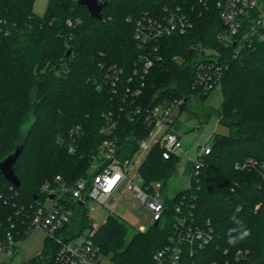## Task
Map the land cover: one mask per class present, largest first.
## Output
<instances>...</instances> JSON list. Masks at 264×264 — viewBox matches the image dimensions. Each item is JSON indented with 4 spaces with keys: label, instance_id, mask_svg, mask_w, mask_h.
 Instances as JSON below:
<instances>
[{
    "label": "trees",
    "instance_id": "trees-1",
    "mask_svg": "<svg viewBox=\"0 0 264 264\" xmlns=\"http://www.w3.org/2000/svg\"><path fill=\"white\" fill-rule=\"evenodd\" d=\"M36 1L0 0V18L8 30L0 35V160L15 150L24 125L32 123L15 164L22 182L17 188L19 202H33L41 186L58 175L66 184L88 176L105 138L101 133L104 112L113 109L117 113L127 106L122 102L126 78L140 51L134 21L146 12L160 14L164 6L180 4L191 14L193 27L163 39V59L151 68L136 101L154 106L181 99L180 113L194 98L204 103L213 91L193 84L197 62L193 59L199 53L195 48L203 46L217 52L218 62L227 65L219 87L222 101L216 109L218 124L226 131L211 134V152L191 187L164 196L166 208L158 225L154 222L146 231L130 235L129 223L111 213L95 241L114 264H150L169 242L179 214L176 208L184 203L193 205L197 223L210 220L216 234L196 255L199 264H264V41L235 57L233 46L219 38L224 24L218 9L204 7L199 0H102L107 3L101 19L92 17L77 0H49L45 13L38 15ZM69 48L72 52L67 55ZM101 63L125 68L118 94L97 89L92 78L102 73ZM120 119L115 132L119 156L131 159L151 128L142 120H129L124 113ZM78 125L84 133L78 137L77 151L71 153V130ZM249 159L256 162L255 167H236ZM181 161V156L165 159L155 145L140 170L144 186L152 188L161 181L164 188L178 175ZM0 179L8 183L1 174ZM65 202L74 209L65 231L80 233L90 219L78 202ZM5 211L11 208L3 205L0 196V216ZM233 215L251 229V236L230 246L227 232L233 227ZM50 245L45 241L41 254L21 264H47ZM239 250L247 251L245 259L237 260Z\"/></svg>",
    "mask_w": 264,
    "mask_h": 264
},
{
    "label": "built area",
    "instance_id": "built-area-1",
    "mask_svg": "<svg viewBox=\"0 0 264 264\" xmlns=\"http://www.w3.org/2000/svg\"><path fill=\"white\" fill-rule=\"evenodd\" d=\"M199 3L204 7L215 5L218 9L224 24L219 38L226 45L233 46L235 57L243 50L253 48L264 41V0H199ZM69 23L73 24L72 21ZM192 27L191 16L180 4L166 5L160 14L146 12L134 21V38L140 51L126 78L122 102L127 106H121L117 113L113 109L104 112L101 133L105 138L98 153L93 157L88 176L79 177L73 184H66L62 176L58 175L45 182L41 186L40 194L28 204L19 202L18 187L6 178L8 183L5 184L0 179L3 205L11 208V211H5L4 216H0V264H12L10 260L22 240L17 237H28L35 230L42 231L45 241L51 244L47 264H114L111 256L104 254L95 241V234L101 224L91 215L94 209L91 202L105 204L127 179L134 163V157L123 160L118 156L121 146L115 132L120 124L121 113L131 121L142 120L151 128L148 137L139 140V150L136 154L149 148V139L155 136V129L164 130L156 145L161 148L165 159L182 157L185 153L178 122L182 100H166L154 106H142L136 99L142 95L145 78L151 68L163 59V39L186 33ZM7 33L6 22L0 18V35ZM201 48L204 54L202 59L196 62L193 84L203 87L205 92L214 91L220 87L221 76L227 65L218 62L217 52L203 46ZM100 66L102 73L92 78L97 89H110L112 93L118 94L123 77L127 74L125 68L116 63H101ZM83 133L84 129L80 125L72 128L69 152L77 151V140ZM211 149L210 139L196 147V156L191 159L187 174L189 187L192 180L200 175L204 157ZM255 165L256 162L249 159L238 163L236 167L247 168ZM141 179L144 181L142 175ZM158 188L137 184L133 186L136 196L151 209L153 223L162 219L166 208ZM66 199L78 202L85 208L90 219V225L80 233L65 231L74 215V209L66 204ZM182 205L176 208L179 214L169 242L154 254L150 264H199L195 259L196 255L213 242L216 234L210 220L205 224L197 223L193 217V205ZM139 229L146 231L148 228ZM246 254L247 251L239 250L237 260L245 259ZM208 264L221 263L211 261Z\"/></svg>",
    "mask_w": 264,
    "mask_h": 264
},
{
    "label": "rangeland",
    "instance_id": "rangeland-1",
    "mask_svg": "<svg viewBox=\"0 0 264 264\" xmlns=\"http://www.w3.org/2000/svg\"><path fill=\"white\" fill-rule=\"evenodd\" d=\"M49 0H37L34 5V11L38 15H43L47 9ZM189 13V12H188ZM191 16V14L189 13ZM192 19V18H191ZM194 43L193 46H196ZM201 45V44H197ZM198 56L193 61H199L203 57V49L195 48ZM222 101V92L216 88L212 94L204 101L200 99H192L188 107L180 113L179 127L182 134V142L185 153L182 155V161L179 168L178 175L170 180L163 188L162 182L157 181L152 185L159 187L161 196H173L182 189L189 187V180L187 179V171L189 169L191 159L196 156V147L207 142L210 136L215 131H226L222 125L218 124V109ZM209 113H212L208 118ZM208 118V119H207ZM155 136L149 140V148L138 152L134 156V163L131 166L129 175L123 184L118 188L113 196L108 198L105 204L99 205L91 202L94 206L91 212L92 217L98 224H103L108 214L114 213L131 226V234L140 230V226L149 227L153 224V213L151 209L140 200L133 189L135 184L144 185L141 179V167L146 161L149 153L158 143L163 129H155ZM85 210V208H84ZM45 245V235L40 230H35L29 236L18 243L17 251L10 260L12 264H21L28 261L30 258L39 255L43 252Z\"/></svg>",
    "mask_w": 264,
    "mask_h": 264
},
{
    "label": "water",
    "instance_id": "water-1",
    "mask_svg": "<svg viewBox=\"0 0 264 264\" xmlns=\"http://www.w3.org/2000/svg\"><path fill=\"white\" fill-rule=\"evenodd\" d=\"M78 5L81 6H86L87 9L89 10L90 14L92 17L101 19L103 17V9L106 5V1L102 0H77ZM72 52V49L69 48L67 51V55H70ZM31 122L27 123L24 125L23 130H22V135L20 139L17 142L16 148L13 152L9 153L4 159L0 160V174L3 175L8 181L13 183L16 187L21 186V180L16 174L15 170V164L22 153L27 135L29 133V130L31 128ZM120 155V152L118 153V156ZM37 195H35V198ZM88 199V198H86ZM81 203V202H80ZM82 204V203H81ZM159 221L155 222V225H158Z\"/></svg>",
    "mask_w": 264,
    "mask_h": 264
},
{
    "label": "clouds",
    "instance_id": "clouds-1",
    "mask_svg": "<svg viewBox=\"0 0 264 264\" xmlns=\"http://www.w3.org/2000/svg\"><path fill=\"white\" fill-rule=\"evenodd\" d=\"M230 219L232 221L233 227L228 229L227 244L230 246H235L239 242H242L251 236V229L247 228L244 222L236 215H233Z\"/></svg>",
    "mask_w": 264,
    "mask_h": 264
},
{
    "label": "crops",
    "instance_id": "crops-1",
    "mask_svg": "<svg viewBox=\"0 0 264 264\" xmlns=\"http://www.w3.org/2000/svg\"><path fill=\"white\" fill-rule=\"evenodd\" d=\"M190 164H191V163H190ZM189 169H190V166H189ZM189 169H188V171H187V174H188V172H189ZM187 174H186V175H187ZM117 190H118V189H117ZM113 195H114V194H113ZM113 195H112V196H113ZM140 227H145V226H140ZM140 227H139V228H140ZM139 228H138V229H139Z\"/></svg>",
    "mask_w": 264,
    "mask_h": 264
}]
</instances>
